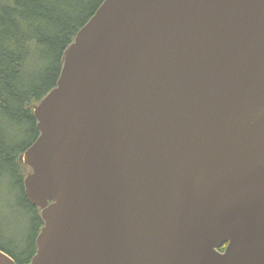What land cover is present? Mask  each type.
<instances>
[{
  "label": "water",
  "instance_id": "water-1",
  "mask_svg": "<svg viewBox=\"0 0 264 264\" xmlns=\"http://www.w3.org/2000/svg\"><path fill=\"white\" fill-rule=\"evenodd\" d=\"M61 63L30 264H264V0H104Z\"/></svg>",
  "mask_w": 264,
  "mask_h": 264
},
{
  "label": "trees",
  "instance_id": "trees-1",
  "mask_svg": "<svg viewBox=\"0 0 264 264\" xmlns=\"http://www.w3.org/2000/svg\"><path fill=\"white\" fill-rule=\"evenodd\" d=\"M104 0H0V188L26 212L29 248L18 252L0 242L17 264H29L43 221L24 189L28 168L22 154L39 136L34 109L56 86L62 57ZM4 179L2 182L1 180ZM6 190H13V197ZM1 238V237H0ZM6 245V246H5Z\"/></svg>",
  "mask_w": 264,
  "mask_h": 264
},
{
  "label": "rangeland",
  "instance_id": "rangeland-1",
  "mask_svg": "<svg viewBox=\"0 0 264 264\" xmlns=\"http://www.w3.org/2000/svg\"><path fill=\"white\" fill-rule=\"evenodd\" d=\"M2 185L6 186V183H0V188H2ZM13 192V190H6L9 198L13 197ZM4 197L5 194L0 192V242L7 244L8 248H16L20 252L21 248H29L28 240L32 231L29 223L23 225L22 222H29V216L26 212L18 215L19 209L16 207V203L10 200H3Z\"/></svg>",
  "mask_w": 264,
  "mask_h": 264
}]
</instances>
